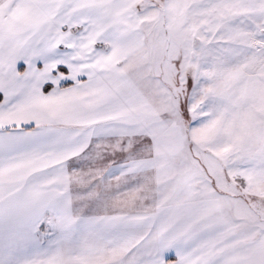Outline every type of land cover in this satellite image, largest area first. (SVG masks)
<instances>
[{"label":"snow or ice","instance_id":"6c2138e0","mask_svg":"<svg viewBox=\"0 0 264 264\" xmlns=\"http://www.w3.org/2000/svg\"><path fill=\"white\" fill-rule=\"evenodd\" d=\"M0 264H264V0H0Z\"/></svg>","mask_w":264,"mask_h":264}]
</instances>
